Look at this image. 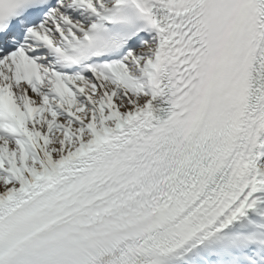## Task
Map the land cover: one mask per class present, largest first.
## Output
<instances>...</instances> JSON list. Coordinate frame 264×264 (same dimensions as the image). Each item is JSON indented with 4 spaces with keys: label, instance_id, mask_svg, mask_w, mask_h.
<instances>
[{
    "label": "snow or ice",
    "instance_id": "1",
    "mask_svg": "<svg viewBox=\"0 0 264 264\" xmlns=\"http://www.w3.org/2000/svg\"><path fill=\"white\" fill-rule=\"evenodd\" d=\"M0 264H264V0H0Z\"/></svg>",
    "mask_w": 264,
    "mask_h": 264
}]
</instances>
